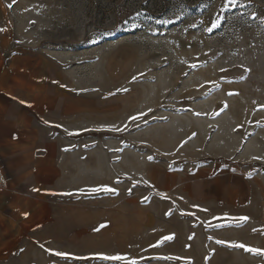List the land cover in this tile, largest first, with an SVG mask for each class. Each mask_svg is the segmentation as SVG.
<instances>
[{
    "label": "rangeland",
    "instance_id": "rangeland-1",
    "mask_svg": "<svg viewBox=\"0 0 264 264\" xmlns=\"http://www.w3.org/2000/svg\"><path fill=\"white\" fill-rule=\"evenodd\" d=\"M5 1L10 31L28 50L59 56L77 86L82 77L99 82L101 69L100 87L117 88L123 117L103 119L87 147L121 150L124 161L152 139L158 152H176L184 171L202 173L223 158L249 179L246 218L187 220L195 224L187 240L228 251L212 264H264V0ZM73 199L101 214L102 189ZM125 225L116 223L104 241L102 232H27L0 264L131 260Z\"/></svg>",
    "mask_w": 264,
    "mask_h": 264
},
{
    "label": "crops",
    "instance_id": "crops-1",
    "mask_svg": "<svg viewBox=\"0 0 264 264\" xmlns=\"http://www.w3.org/2000/svg\"><path fill=\"white\" fill-rule=\"evenodd\" d=\"M6 5L0 0V168L8 183L0 192V262L27 232H102L104 241L116 223H126L120 231L132 255L108 254L114 264H212L229 256L187 240L186 232H195L187 220H230L236 212L246 218L249 179L223 158L202 173L184 171L177 153L158 152L152 139L124 161L121 150L87 147L103 119L123 117L117 88L100 87L101 69L99 82L82 77L77 86L59 56L28 50L10 31ZM93 189H102L100 215L85 207L90 202L76 208L73 199Z\"/></svg>",
    "mask_w": 264,
    "mask_h": 264
},
{
    "label": "built area",
    "instance_id": "built-area-1",
    "mask_svg": "<svg viewBox=\"0 0 264 264\" xmlns=\"http://www.w3.org/2000/svg\"><path fill=\"white\" fill-rule=\"evenodd\" d=\"M8 188V183L4 172L0 168V192L6 191Z\"/></svg>",
    "mask_w": 264,
    "mask_h": 264
},
{
    "label": "bare ground",
    "instance_id": "bare-ground-1",
    "mask_svg": "<svg viewBox=\"0 0 264 264\" xmlns=\"http://www.w3.org/2000/svg\"><path fill=\"white\" fill-rule=\"evenodd\" d=\"M216 79V78H215ZM210 86H212V85H210Z\"/></svg>",
    "mask_w": 264,
    "mask_h": 264
}]
</instances>
